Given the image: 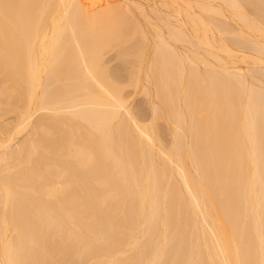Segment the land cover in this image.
<instances>
[{"label": "bare ground", "instance_id": "6f19581e", "mask_svg": "<svg viewBox=\"0 0 264 264\" xmlns=\"http://www.w3.org/2000/svg\"><path fill=\"white\" fill-rule=\"evenodd\" d=\"M154 5L0 0V264H264V0Z\"/></svg>", "mask_w": 264, "mask_h": 264}, {"label": "rangeland", "instance_id": "374dc122", "mask_svg": "<svg viewBox=\"0 0 264 264\" xmlns=\"http://www.w3.org/2000/svg\"><path fill=\"white\" fill-rule=\"evenodd\" d=\"M147 1V2H146ZM160 0H142V2H144V4H145V6H146V8H147V10H148V13L150 14V16L154 19V21H157V14L156 13H154L153 14V12H150V11H152L151 9H150V7L152 6V5H154V3L156 4V5H154V6H156L157 8H160L162 11H163V8H161L159 5H158V2H159ZM150 10H149V9ZM152 15H155L154 17L152 16ZM179 47L180 48H182V46L181 45H179ZM110 51V50H109ZM109 51H108V54L106 53V56H105V60H107V63L108 64H110V65H113V64H115V61H114V56H112V55H115V51L114 50H112L113 52L110 54L109 53ZM148 55H150L151 56V50H148ZM109 56V57H108ZM112 56V58H110ZM150 57L148 56V61H147V64L149 63V59ZM109 59H112L113 61H111V60H109ZM109 61H111L110 63H109ZM147 69V68H146ZM144 80V81H143ZM143 80H142V85H145V79L143 78ZM129 89V88H128ZM128 89H127V91H128ZM129 91H131V89L129 90ZM128 91V92H129ZM153 90H151V92H152ZM130 94L132 93V91L131 92H129ZM134 93H132V95L131 96H133L132 97V99L130 98L129 100H130V103L131 104H133V105H135L136 103H138L139 102V100L138 99H140L141 98V93H140V91L137 93V94H134ZM153 95H154V91H153V93H152ZM130 97V96H129ZM140 97V98H139ZM141 100H142V98H141ZM152 100L153 101H155L156 99L154 98V96H153V98H152Z\"/></svg>", "mask_w": 264, "mask_h": 264}]
</instances>
